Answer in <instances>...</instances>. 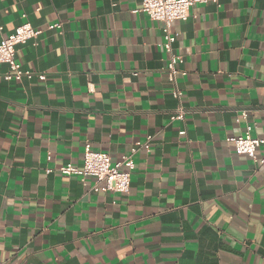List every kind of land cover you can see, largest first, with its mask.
<instances>
[{"label": "crops", "instance_id": "crops-1", "mask_svg": "<svg viewBox=\"0 0 264 264\" xmlns=\"http://www.w3.org/2000/svg\"><path fill=\"white\" fill-rule=\"evenodd\" d=\"M141 4L0 0V41L25 21L44 29L17 59L47 75L9 81L0 63L3 264H264V164L227 140L249 124L264 136V0L174 21L184 120L164 23ZM149 136L128 193L58 171L81 166L88 141L119 160Z\"/></svg>", "mask_w": 264, "mask_h": 264}, {"label": "built area", "instance_id": "built-area-1", "mask_svg": "<svg viewBox=\"0 0 264 264\" xmlns=\"http://www.w3.org/2000/svg\"><path fill=\"white\" fill-rule=\"evenodd\" d=\"M208 1L217 0H142L140 10L147 12L151 18L161 20L164 23V46L169 54V61L165 70L167 78L172 84V93L179 101L177 111L172 116L173 119L184 120L186 117V109L183 106L184 91L178 81V75L182 72L179 65L183 63L184 59L174 47L177 35L173 23L177 19L187 20L196 4ZM61 26L62 23L58 22L50 25V28H60ZM3 28V25H0V29ZM43 32V28L33 25L30 21H25L9 35L2 37L0 41V63L9 65V70L4 74L6 80L20 81L24 78L32 79L35 77L46 80V73L27 69L17 59L18 46L31 39L38 40ZM242 117L246 119L248 111H243ZM238 121H240V118H238ZM252 128L253 126L249 124L245 134L230 136L227 140L234 145L238 154L248 155L264 164V157L260 158L258 156V148L264 144V136H253L251 134ZM186 132V129L180 131L181 134H186ZM151 139L152 136H149L145 142L137 141L131 153L124 155L119 160H114L107 152L94 149L91 142L88 141L85 144L83 164L81 166L74 164L62 165L58 168V171L65 175H77L86 185L90 177L95 178L97 181L93 189L96 191L128 193L131 189L132 175L136 167L134 154L142 147L149 149ZM51 171L52 169H48V172ZM0 264H3L1 260Z\"/></svg>", "mask_w": 264, "mask_h": 264}]
</instances>
